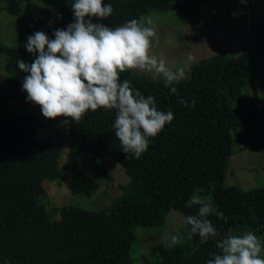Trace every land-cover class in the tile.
<instances>
[{"label":"trees","instance_id":"16d2710c","mask_svg":"<svg viewBox=\"0 0 264 264\" xmlns=\"http://www.w3.org/2000/svg\"><path fill=\"white\" fill-rule=\"evenodd\" d=\"M194 0H109L113 11L106 18L93 17L108 26H118L151 10H185ZM4 11L17 21L14 46L0 43L6 55L7 86L0 84V264H131L129 250L137 226H162L170 209L194 215L195 206L185 202L194 194H209L228 221L210 216L218 236L207 240L193 234L171 248L158 250L159 264H204L218 253L216 239L229 230L262 232L264 229V187L241 190L224 185L226 161L237 144L233 134L253 125L258 111L245 100L242 90L252 88L258 67L264 64V17L250 21L247 39L236 57L215 54L192 64L189 77L175 83L172 94L164 80H152L129 69L120 73L142 94H152L162 110L170 109L173 119L150 138L139 157L123 153L114 135V112L89 110L78 121L68 120L67 133L80 151L101 164V177L110 179L103 160L113 158L130 178L129 186L106 209L90 210L62 206L59 218L42 205L44 180L60 182L66 171L59 165L60 143L39 140L40 120L29 113L7 114L12 99L26 103L20 84L25 75L16 59L31 62L34 54L23 47L27 35L52 29L73 20L70 4L51 2L38 5L25 0H6ZM178 97L188 103L181 104Z\"/></svg>","mask_w":264,"mask_h":264},{"label":"clouds","instance_id":"9594fccd","mask_svg":"<svg viewBox=\"0 0 264 264\" xmlns=\"http://www.w3.org/2000/svg\"><path fill=\"white\" fill-rule=\"evenodd\" d=\"M73 20L52 29L49 36L42 30L27 35L23 44L31 62L16 59V67L25 75L20 84L25 99L39 106L45 118L65 117L78 121L85 112L98 108L114 112L112 128L121 151L141 156L152 137L172 121L173 112L158 107L152 94L144 95L128 79H121L126 69H150L162 74L165 87L175 94V83L184 77L182 68H170L163 58L151 54L156 29L131 18L118 26L93 21L106 18L113 7L109 0H66ZM191 59V56L188 57ZM181 104L188 103L178 97ZM186 207L195 206L194 215L184 216L187 228L183 237L193 234L201 239L216 238L217 226L209 218L228 221V216L210 198L192 195ZM176 233H164L165 247L180 239ZM264 241L253 231L230 234L216 239L218 253L204 264H264L259 255ZM4 264H8L5 258Z\"/></svg>","mask_w":264,"mask_h":264},{"label":"rangeland","instance_id":"374dc122","mask_svg":"<svg viewBox=\"0 0 264 264\" xmlns=\"http://www.w3.org/2000/svg\"><path fill=\"white\" fill-rule=\"evenodd\" d=\"M17 1L20 5L25 2ZM31 1L38 5L55 1L70 4L66 0ZM5 3L6 0H0V43L12 47L16 41L17 21L4 11ZM262 17L264 0H194L191 7L185 10L147 11L141 15L140 23L156 29L151 54L163 58L170 68H182V79H187L190 66L200 59L218 53L228 57L238 56L240 44L248 37V23ZM5 61L6 55L0 54L2 87L7 86ZM129 70L148 76L152 80H164L162 74L155 73L154 70ZM242 96L245 100L253 102L259 112L264 109V64L258 67L255 85L243 89ZM18 113H29L40 120L41 127L36 133L39 140L62 145L59 165L66 171L64 179L58 183L49 180L42 182L45 196L41 202L46 210L52 212L53 220L59 218V209L62 206L73 205L90 210L106 209L111 201L129 186L130 178L124 168L111 157L103 160L110 179L101 177V163L94 156L80 151L77 141L68 136L66 123H63L65 117L45 118L38 105L12 99L7 114L14 116ZM233 138L237 144L226 161L223 184L241 190L264 187V121L259 117L253 125L244 128L239 134H233ZM199 196L210 197L209 194ZM184 216L185 214L170 209L162 226H137L136 239L129 250L131 264H159L155 256L158 250L165 247L162 242L163 234L176 233L181 237L185 226ZM242 232L245 231L239 233ZM239 233L234 229L229 230L226 235ZM255 234L264 241V229ZM259 255L264 256V245Z\"/></svg>","mask_w":264,"mask_h":264},{"label":"bare ground","instance_id":"6f19581e","mask_svg":"<svg viewBox=\"0 0 264 264\" xmlns=\"http://www.w3.org/2000/svg\"><path fill=\"white\" fill-rule=\"evenodd\" d=\"M154 254V253H153ZM155 262V261H154Z\"/></svg>","mask_w":264,"mask_h":264}]
</instances>
